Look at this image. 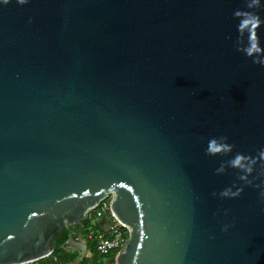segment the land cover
<instances>
[{"label":"water","instance_id":"95a60500","mask_svg":"<svg viewBox=\"0 0 264 264\" xmlns=\"http://www.w3.org/2000/svg\"><path fill=\"white\" fill-rule=\"evenodd\" d=\"M251 2L0 0V264L53 256L67 226L84 254L106 200L115 264H264V66L238 50L251 29L264 58V23L234 15L264 21Z\"/></svg>","mask_w":264,"mask_h":264},{"label":"built area","instance_id":"2783aa9c","mask_svg":"<svg viewBox=\"0 0 264 264\" xmlns=\"http://www.w3.org/2000/svg\"><path fill=\"white\" fill-rule=\"evenodd\" d=\"M92 215L97 221L105 220L108 223V230L105 232L98 233L91 229L85 234L89 240L96 242V251L99 257L97 261L88 264H102L101 258L119 253L127 240L128 232L114 215L110 200L102 202Z\"/></svg>","mask_w":264,"mask_h":264},{"label":"clouds","instance_id":"9594fccd","mask_svg":"<svg viewBox=\"0 0 264 264\" xmlns=\"http://www.w3.org/2000/svg\"><path fill=\"white\" fill-rule=\"evenodd\" d=\"M9 2L10 0H3V3L5 5H7ZM28 2L29 0H17V3L19 5H25ZM258 2L259 0H252L251 3H248L246 5V7L252 8L258 5ZM234 15L235 17H240L242 15L246 17V19L240 20V24L238 26L239 32H241V30L244 28L245 25L251 24L252 27H256V26H259L261 23H264V21H261L260 18L253 13H243L242 14L241 11L238 10L237 12H235ZM249 41L250 42L247 46L239 47L238 50L242 51L247 57L252 58L254 63H259L261 66H264V58H261V56L259 55H255V54L260 53L262 49H260L257 44L251 42V29H249ZM239 43L242 44V40H240ZM224 140H226V137H220L219 141L217 140V138H212L208 142V145H207V149H206L207 154H214V153H219L222 151L223 152L230 151L231 150L230 145L226 143H221V141H224ZM241 159L242 157L238 155L233 162V166H239ZM220 170H222V168ZM230 191L231 189H227L222 193V195H228ZM240 191H242V189H239L238 191L232 193V195L234 196L239 195ZM261 197L264 198V192L261 193ZM224 230L227 231V227H225Z\"/></svg>","mask_w":264,"mask_h":264},{"label":"crops","instance_id":"0c3cea01","mask_svg":"<svg viewBox=\"0 0 264 264\" xmlns=\"http://www.w3.org/2000/svg\"><path fill=\"white\" fill-rule=\"evenodd\" d=\"M99 224L94 228L93 230L102 233L107 231L108 223L105 220H99ZM91 230V229H90ZM87 246L86 252L83 254L82 251H72L71 254H73L76 257V260L74 262H71L69 264H88L89 262L97 261L99 259L97 251H96V242L94 240H89L86 236H84V241L82 242ZM83 248V246H81ZM116 254H111V256H106L107 260L105 261L106 264H115ZM52 257V256H51ZM86 259V262L84 260ZM101 258L102 264H104V261ZM56 259L55 258H47L34 263V264H55Z\"/></svg>","mask_w":264,"mask_h":264},{"label":"trees","instance_id":"16d2710c","mask_svg":"<svg viewBox=\"0 0 264 264\" xmlns=\"http://www.w3.org/2000/svg\"><path fill=\"white\" fill-rule=\"evenodd\" d=\"M94 218V217H93ZM92 218H89L86 223L84 228L87 229V231L85 232V234L92 228H96L94 227V225L92 224ZM74 231V229L72 227H65L62 231L59 237H57L56 239H54L53 241V247L55 249V253L52 257L50 258H55V264H69L71 262H74L76 260V257L69 253L68 251L63 249V245L70 239V236L72 234V232ZM128 238V235H127ZM43 262V260H42ZM84 262H86V259L84 260Z\"/></svg>","mask_w":264,"mask_h":264},{"label":"rangeland","instance_id":"374dc122","mask_svg":"<svg viewBox=\"0 0 264 264\" xmlns=\"http://www.w3.org/2000/svg\"><path fill=\"white\" fill-rule=\"evenodd\" d=\"M91 218H92V221H93L92 224L94 225V227H96V226L98 225V224H97L98 221H97L96 219L93 218V215L91 216ZM93 229H94V228H92V230H93ZM84 231L86 232L87 229L84 228ZM116 255H117V254H116ZM110 256H111V255H110ZM102 260L104 261V264H106L105 261L107 260V257H104Z\"/></svg>","mask_w":264,"mask_h":264}]
</instances>
